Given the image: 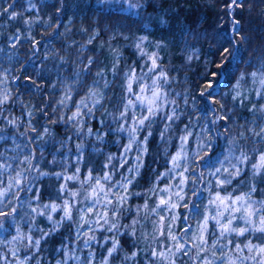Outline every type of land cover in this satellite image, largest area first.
<instances>
[{
	"label": "snow or ice",
	"instance_id": "1",
	"mask_svg": "<svg viewBox=\"0 0 264 264\" xmlns=\"http://www.w3.org/2000/svg\"><path fill=\"white\" fill-rule=\"evenodd\" d=\"M7 3V0H3ZM62 2V0H61ZM150 0H126L127 11H135V15L139 18L143 28L148 27L145 17L141 15V11ZM264 4V0H260ZM31 9H35L36 5L28 0ZM244 0H229L226 6V11L231 18L230 31L233 34V39L227 43L231 47H224L223 43L217 42L213 56L221 57L220 63L215 60L207 62L206 70L202 73V77L207 81L203 89L199 92L200 97L207 102V110L203 113V118L206 123L200 127L199 132L191 129L189 124H185L181 130L183 134H175L173 124L180 120L181 113L178 111L179 105L175 100L169 99V93L165 91V85L169 84V76L159 64L160 56L158 52H148L145 50V42L148 36H140L136 38L135 48L140 57L147 58L145 65L140 69V74L137 75L135 68H129L125 73L124 79L126 83L122 86L126 92V97L122 102V110L118 116H113V121H122L120 126L114 131L126 133L127 143L121 145L122 151L117 156L116 154H105V161L101 163L99 171L88 161L83 149L85 144L79 143L75 145L76 156L74 160L69 161L66 157L57 160L55 156L51 161H47L51 165H59L62 169L71 168L70 175L64 171H42L39 168L38 159L44 158L43 145L48 143L45 137L54 139L52 129L48 125H43L40 130L32 123V112H28V123L25 131H19L21 127V118H9L3 115L6 110L4 106L9 102H15V97L7 90L9 75L14 69L0 66V119L6 121L8 125L17 129V132L12 134L11 139L15 140L17 135L25 137L27 144L23 147H32L36 145L40 148L39 158L34 154L35 149L27 155L22 153L19 155H9L6 150H0V228H3L5 222L12 220V226L15 227L16 234L11 237V240L0 239V245H12L17 242L26 241V247H35L39 250L41 241L52 233L58 232L60 229L67 226L74 231V239L82 241L85 248H91L93 242H98L96 236L97 230L114 232L121 227L131 228V235H135V226L139 224V219H133L131 224L121 225L119 218L126 212H133V207L128 205L130 197L135 196L144 200V203L135 206V213L139 215L143 212L144 219H149L155 215L156 220L153 221L152 238L161 245V250L153 249L150 253L153 260L150 264H155L159 261L160 264H177L180 257H187L188 260L184 264H245L246 261H251L253 264H264V200L252 199V193L257 191L255 181L258 177L261 182H264V152L259 155V162L250 164L251 177L248 182V191L239 195L227 192V189L237 182L239 185H244L246 181L240 179L245 174L243 165L250 160L248 154L239 151L236 137L228 138L231 129L225 122L231 119L230 115H219V112L230 113L231 109L225 107L220 100L217 99L219 91L216 89V84L221 79L222 75L227 71L228 67L236 60H242L240 55V45L247 37L241 35V21L235 18L234 13L237 9L243 7ZM13 4H8L7 7H0V16L7 15L9 19L16 20L19 13L11 11L14 8ZM55 7V5H53ZM252 6L249 5L251 11ZM59 13L60 8H56ZM264 12V8L261 9ZM150 20L151 17H148ZM46 23L45 21H40ZM25 25L30 26L33 21L25 20ZM160 23L165 21L160 20ZM51 26V25H49ZM61 25L57 21V28ZM87 32V29L83 30ZM55 34V33H54ZM99 35V30L95 31L93 37L88 43ZM239 37V39H235ZM114 38V37H113ZM127 39V37H124ZM12 39V37H10ZM15 43L12 47L21 41L19 30L14 35ZM29 40V35L23 37ZM39 41L33 44V48H37ZM163 42H157L155 47H164ZM115 51V50H114ZM120 54L117 53L119 58ZM193 59L192 56L188 57ZM62 64L66 63L64 58H60ZM82 62V61H81ZM251 66V58L248 61ZM93 64V58H88V63L84 67V71L90 72V66ZM208 66H212L209 68ZM23 67V66H22ZM115 65L113 71L115 72ZM79 79V72L73 73ZM101 76L102 73H96ZM211 77V79H209ZM13 79H17L13 77ZM251 79L253 83H259L261 88L256 91L258 97L264 98V62L257 66V70L250 73H242L237 79L232 91L231 100L234 103L243 104L244 93L240 89L241 81ZM149 80V83H145ZM93 83H98L94 81ZM139 88L138 92L133 89V84ZM107 83L105 87H107ZM57 86L53 85L55 89ZM67 91L61 97L57 104L61 108H67L69 102L72 103L75 111L71 115H61L58 119L52 120L51 116L48 119L52 124H65L72 127L77 137L95 136V139L104 143L107 133L101 134L99 129L92 127H84L85 118H92L94 111L101 106L103 95L100 98H94L97 93L89 90L84 97L79 101L73 100L72 88L66 86ZM180 95V94H177ZM225 93V96H228ZM135 97L134 99L132 97ZM185 105L189 104L187 94L181 96ZM193 105H195L196 97H191ZM91 105V106H89ZM140 105L142 111L139 116L135 115L131 110ZM219 105V108L216 107ZM70 110V109H69ZM256 105L252 106V111H256ZM264 112V106L259 109ZM57 109H53L55 114ZM41 114L48 115L45 109H40ZM157 118L163 122V127L159 132V140L162 147L158 155H162L165 159V170L157 172L153 177L150 186L143 192H133L131 188L136 186L138 177L141 175V169L145 166L144 157L148 153L149 137L153 135L152 127ZM264 118V117H262ZM199 119V118H198ZM99 123L103 124L101 120ZM211 124V127L208 124ZM223 125L224 131L220 132L219 127ZM110 131H113L111 125H107ZM4 129L0 128V133ZM174 133L175 140L178 144H173V137L168 133ZM144 133L143 136L140 134ZM256 136L264 139V127L259 133H254ZM240 137L244 136L241 132ZM220 136H224L227 143V155L223 159H216V162L205 171H200L196 166L197 157L202 165L206 159H210L213 154V144ZM8 139L4 135H0V140ZM71 140L72 137H67ZM43 141V143H41ZM196 143L195 155L189 156V147L191 143ZM61 147H64V141H59ZM21 144H15L16 149H20ZM170 147H175V152H169ZM204 156H199V151L205 150ZM101 149L92 147L93 153H99ZM135 152V163H131L128 154ZM23 155V159L20 158ZM15 161V163H13ZM235 161V163H233ZM227 162V167L225 163ZM216 164L220 166L217 167ZM33 173H35L33 175ZM31 177V178H30ZM40 177H55L59 183L58 187H53L56 196L55 201L37 204V207H31V201H39L40 187L36 181ZM118 177V178H117ZM174 181L175 183H165L166 181ZM198 183L207 184L209 187L204 190L209 193L207 204H197L195 199L199 195L200 189L192 187L191 197H188L185 191L186 187L194 186ZM164 186L161 187L160 185ZM35 185V186H33ZM71 185V186H70ZM218 190V191H214ZM32 193L31 197L21 199V193ZM221 193H225L222 195ZM145 197L147 199H145ZM153 201L150 205L148 201ZM82 201H90L87 206H81ZM28 204L30 212L21 217L24 220L28 217V233H24L20 225L16 222L15 216L19 212V206ZM203 207V211L200 208ZM183 208L191 213L195 209V213L191 216L184 215L178 212L177 209ZM167 215H161V213ZM53 214H56L55 216ZM36 216H43L49 222L50 228L45 231L38 225L34 224ZM199 219H196V217ZM190 219H196L195 225L187 223ZM183 221L187 226L177 230V223ZM92 225H95L93 227ZM87 229L82 231V229ZM195 229V230H193ZM33 230L40 233L39 238L32 235ZM249 235H254L259 243H253L247 239ZM245 238L246 243H238L235 238ZM105 244L111 242V247L107 248V256L111 257L119 250L120 241L114 237H103ZM66 247L62 245V248ZM63 257L57 260L56 264H68L69 260H81L80 256L75 254V249H69L65 254L61 249H57ZM19 248H11L10 254L15 259L16 264H27V261L34 257L25 255L22 259L18 256ZM247 252L248 255H244ZM137 255L133 252L130 257L125 259H133ZM6 260V257H0ZM94 253L90 254L84 264H93ZM100 264H108V259H103Z\"/></svg>",
	"mask_w": 264,
	"mask_h": 264
},
{
	"label": "trees",
	"instance_id": "2",
	"mask_svg": "<svg viewBox=\"0 0 264 264\" xmlns=\"http://www.w3.org/2000/svg\"><path fill=\"white\" fill-rule=\"evenodd\" d=\"M20 1L21 0H7V3H4L3 0H0V7H7L8 4L14 3L15 6L11 10L18 11L22 8L21 5L19 6ZM228 3L229 0H150V2L140 10L141 15L145 17L148 23V27L145 29L142 27L139 18L135 15L136 10L127 11L119 5H113L114 3L111 0H65L62 2L61 0H45L42 5L44 7L43 21L46 23H41L38 28H36L38 25L35 27L33 38L29 40L23 39V41L21 39L18 43L19 49L17 46V48L12 47L13 43H11L10 39L14 29L18 27H15V24L11 22L2 25V21L5 20L6 17L0 16V59L1 56L11 55L12 58H9L10 56L7 57L9 58L8 62L12 64V69H14V71H12L13 77H18L16 82H14V80L11 81V95L16 98V101L22 96L21 100L23 104L20 103V105L25 104L30 107L32 106L33 116L31 120L38 130H40L43 125H49L52 126L54 132L55 138L52 140L53 143L48 140V143L43 145L44 158L36 161L39 164L40 170L55 172L62 169L59 165L47 163V161L53 159V156H55L57 160L63 158L59 150L58 155H56V151L52 148L51 144L54 146L59 145V141H65L67 134L73 132L72 127L62 123L52 124L48 119L49 116H51L52 120L59 118L60 113L57 101H59L64 89V79L68 76L71 77L75 70L80 73L79 79L75 80L76 86L73 95V100L78 101L90 89L92 83L97 78L96 73H98L99 70L105 67L108 72H113V70H111L113 65L116 66L115 68L118 66L121 68L124 65L129 66L131 61H139V54L135 48V43L136 38L140 36H148V40L151 41V44L147 41L145 44L148 45L150 49H153L157 42L164 43L165 46L158 51L160 52V62L161 64H166L172 75H177V81L171 82L172 88L169 87L168 91L178 103L179 108L185 113L184 124L191 122L195 115L204 119L203 113L207 110V102L200 97L199 92L203 89L207 81L201 74L205 72L208 61L215 60L216 63H220L221 57L213 56L217 42L223 43L224 47H231L227 41L233 39V34L230 31L231 18L226 11ZM53 5H55V7H53ZM249 5L252 6L251 11L249 10ZM56 8H60L61 11L58 13ZM262 8H264V4H262L260 0H244L243 7L237 9L234 13L235 18L241 21V35L247 37L240 45L242 60L234 61L216 84V89L219 91L217 99L220 100L226 108H234L230 113L221 112L220 114H228L231 117L230 120L225 122L231 129L228 138L236 137L238 139L239 143L237 146L239 152L244 150L250 151V158L252 160L249 163L251 164L257 159L259 153L264 152V139L249 133L247 126H244L246 130L244 136L240 137V129L235 128L233 124L234 122L247 123L246 121L248 120L245 119L249 118H244L248 116L244 113L250 114L251 111H248V107H251L253 104L256 105L257 109H260L264 103L263 98L258 96L255 97L256 91L258 90L256 87L257 83H253L251 79L244 80L247 84L244 87L245 90L242 91L246 97L243 104L238 102L231 103V95H233L232 89L240 75L242 73L246 74L257 70L258 64L264 62V12L261 11ZM49 12L50 17L48 18L46 15H48ZM24 13L26 14V12ZM27 14H29V12ZM24 17L25 16L20 14L17 18L18 22L22 23L21 20ZM148 17H151V19L149 20ZM160 20L165 21V23H160ZM57 21H59L61 25L59 29L57 28ZM68 21H70V23ZM66 22L72 25L70 32L65 31L63 28L65 24H68ZM17 26H19V24H17ZM95 28L100 29L101 33L98 37L101 36L105 39L111 32H115L116 35L112 38V41H108L109 43H100L97 37L93 44L90 43L86 46L84 43ZM84 29H87V32H84ZM124 37H127V39ZM34 39L40 42L37 47L38 50L33 48ZM235 39L238 40L239 37H235ZM9 43V52L12 54H9V52L3 54L1 46H6ZM5 48L6 47H4V49ZM117 53L120 54L119 58L117 57ZM91 56H94V58L93 64L90 66V72L84 71L83 69L88 63V58ZM189 56H192L193 59L189 60ZM61 57L64 58L66 63L62 64L60 60ZM250 58L251 66L248 63ZM208 67L211 68L212 66ZM209 79H211V77H209ZM53 85L57 87L54 89ZM225 93L229 95L225 96ZM185 94H187V98L189 99L188 105H185L183 99H181V96ZM192 96L196 97L195 105L192 103ZM11 103L12 102H9L7 105L9 106ZM103 107L99 108L100 113L103 112L101 111ZM216 107L219 108V105H216ZM54 108L57 109L55 114H53ZM72 108L73 105L69 108L70 112L73 110ZM40 109H45L48 115L41 114ZM6 111L7 109L4 113ZM242 112L244 113L242 114ZM263 113L264 112L260 110L258 114L255 112V114L258 115L257 121H263ZM4 116L11 118L7 115ZM22 125L23 127L19 131L26 130L27 125ZM209 125L211 124L209 123ZM7 126L11 125H8L3 119H0V128L4 129L3 133H0V135H4ZM158 129L161 130V127ZM221 130L222 132L224 131L223 125H221ZM13 131L17 132V129L14 128L12 130L8 128V139L0 141V150H6L9 155H19L21 153L27 155L29 152H32L34 148V154L39 158L40 148L38 146L23 147V145L28 143L25 137L17 135L16 139L18 138V144H21L22 147L19 150L13 148V139H11V132ZM157 136H159L158 130L155 131V134L151 136L148 142L149 151L145 156V166L141 169V175L138 177L136 186L131 188L133 192H143L150 186L156 173L165 169V159L162 155H158L162 144L161 141H157ZM170 136L173 137L172 132ZM218 141L216 146L213 144L214 151L211 158L206 159L202 164L205 175H207L206 169L210 168L213 161H215L213 155L216 153L221 154V148L225 145L226 139L224 136H221L218 138ZM109 142L110 141H108V143ZM41 143H43V141ZM173 144H177L175 138H173ZM101 147L102 150L99 153L91 154V152H86V154H84L87 160H90L97 154L95 167L98 171L103 157L108 153L106 144H103ZM174 148L175 147H170L169 152L173 151ZM23 155H20L21 159H23ZM204 155L205 154L199 156ZM69 158V161L74 160L73 158L71 159V157ZM13 163H15V161ZM249 166L250 164L246 163L245 174L240 178L244 179L246 183L244 185H239V188L234 194H239L240 192L244 193L249 190L248 182L251 177V168H249ZM62 170L66 173L70 172L68 168ZM34 174L35 173H33V175ZM252 182L255 183L257 188L253 196L264 199V182H261L259 177ZM59 183H63V181H57L55 177H40L39 180L36 181V184L40 187L41 199L39 201L32 200L31 207L37 206V204L42 205L50 201L58 203L59 201L56 200L53 187H58ZM20 195L21 199H27L31 197L32 193L25 192ZM145 199L147 198L145 197ZM148 202L150 205L153 204L151 200ZM142 203H144V200L139 197H130L128 205L133 207V212H126L119 218V223L121 225H130L131 218L133 217V219H139V224L142 227L147 226L146 224H150L151 218L156 217L155 215L151 216L149 219H144L143 212L139 215L135 213V206ZM198 203H201L200 205L202 206L205 204L203 201ZM87 204L86 201H82L81 206H87ZM17 206L19 211H26L25 209L28 208L30 212L28 204ZM35 219L37 221L34 222V224L38 225L40 228L45 231L50 228V224L45 217L36 216ZM142 219L145 220V224L141 221ZM24 230L29 231V227L26 226V223H24ZM34 231L35 230H33V234ZM131 231V228L123 227L118 231H114L117 235L116 239L120 241V245L119 250L110 257V264H135V262L136 264H150L153 260L150 255L153 248L151 241L153 240L143 238L139 234L142 230L138 227V224L135 226V235H131ZM37 236L38 235H36V237ZM251 236L256 240L254 235H249L247 239ZM74 241H76L75 243L78 245L77 240L74 239L73 229L69 228L66 223L64 228L60 229L58 232L52 233V235L42 240L39 250L35 248L31 251V248L25 247L26 241L17 242L15 247L19 248L21 251V256L19 257L23 258L24 254L34 257L27 261V264H56L57 260L63 258L57 249L64 251V248L70 247L71 243ZM155 243H157L156 249L161 250V245L158 242ZM62 245L66 247L62 248ZM104 248L105 246H102L100 249ZM133 252L137 253L135 258L125 259L126 256L130 257ZM76 255L78 256V254ZM100 255H102V252L97 250V256ZM81 256L86 257L87 255L83 251ZM184 259V257L179 258V262L182 263ZM155 264H160V262L156 261Z\"/></svg>",
	"mask_w": 264,
	"mask_h": 264
},
{
	"label": "rangeland",
	"instance_id": "3",
	"mask_svg": "<svg viewBox=\"0 0 264 264\" xmlns=\"http://www.w3.org/2000/svg\"><path fill=\"white\" fill-rule=\"evenodd\" d=\"M62 1H65V0H62ZM111 1L114 3L113 5L116 4V5H119L121 8L127 9L126 0H111ZM31 2L36 5V8L35 9H31L30 8L29 3H28V0H21L19 2V6L21 5V7H22L21 10L15 11V12L21 14L22 16H25L21 20L22 23H19L17 19L16 20L9 19L7 15L4 16V17H6V19L2 21V25H6V23H10L11 22V23H14L15 24V27H18V28H15L14 29L13 34L10 36V37H12L11 43H15L16 42L15 39H14V35L17 32V30H19V33L21 35L22 41H23V37L25 35H29L30 38H33L34 37L33 32H34L35 27L37 25L38 26L36 28L40 27V24H41L40 21H43L44 20V17H43V11H44L43 8L44 7H43L42 4H43V2H45V0H31ZM23 11L26 12V14ZM28 12H29V14H27ZM46 16L49 18L50 17V12ZM25 20H31V21H33V23L30 26H27V25H25L23 23ZM70 21H68V22L70 23ZM68 22H66V23H68ZM69 23L68 24H65L63 26V28L67 32H70L71 31V26L72 25H69ZM17 24H19V26H17ZM97 30H99V34L101 33L99 28H95V30L91 34H89V36L87 37V40L84 43L86 46L89 44L88 43L89 39H91L93 37L94 32L97 31ZM115 35H116L115 32H111L109 36L105 37V39L102 38L101 36L100 37L97 36L99 38L97 40L100 41V43H103V44L104 43H109L110 41H112V38L115 37ZM95 39L92 40V44L95 42L94 41ZM35 40L36 39H34V44L36 42ZM46 44H44V45H46ZM8 46H10V43L7 44L6 46H1L2 47V53L3 54H7L9 52V49L10 48ZM16 46L18 47V43L16 44ZM4 47H6L5 48L6 49V53H5ZM144 47H145V50L148 51V52H150V53L151 52H158L159 49H160V48H156L155 46L153 47V49H150L148 47V45H146V44L144 45ZM18 49H19V47H18ZM36 50H38V48H36ZM158 53H160V52H158ZM9 54H12V53L9 52ZM8 56H10L9 58H12L11 55H8ZM8 56H1L0 66L5 67V68L12 69V64L10 62H8V60H9V58H7ZM91 58H94V56H91ZM138 58H139V61H137V60L131 61L130 64H129V66L128 65H124L121 68L118 66L117 68H115V72L114 71L113 72L112 71L111 72H108V70L105 69V67L102 70H99V72L102 73V75L101 76H96L97 78L95 79V81H97L98 83H92V85H91V87L89 89V90H92L93 92L97 93V96L94 97V98H100V94H102L103 95V99L101 101V106L98 107L94 111L93 117L92 118H85V120H84V127L85 128L92 127L94 129H99L101 134L107 133V136L105 137L104 143L98 142L95 139V136L77 137V135H76V133H75V131L73 129V132L72 133H68L67 134V136L65 138L66 143L64 141V147H61V144H59L57 146H54L53 144H51L52 145V148L56 151L55 152L56 155H58V150H59L61 152V154L63 155V157L65 156L68 160L70 159L69 157H71V159L72 158L75 159V156H76L75 145L76 144H79V143L85 144V148L83 149L84 154H86V152L87 153L91 152V154H92L93 153L92 152V147L93 146H95L96 148L102 150V147L101 146L103 144H106V146L108 148L107 149V152H108L107 154L111 153V154H116L117 156L120 154V152L122 151L121 145L127 143L126 133L114 131L116 128H118L120 126V123H122V121H113L112 117L119 115L120 110H122V102H123V100L125 99V97L127 95L126 92L123 90V87H122L126 83V81L124 79L125 73L129 71V68H135L136 71H137V75H139L140 74V69L142 67H144V65H145V60L147 58L145 57V58L142 59L140 57V55H139ZM159 64L161 65V67L163 68V70L167 72V74L169 76V84L164 86L165 87V91H167L169 93V99L170 100H175L171 96L170 92L168 91V88L169 87L172 88V84H171L172 81H174V82L177 81V75L176 74H173L172 75L170 73L169 68L166 66V64H161L160 60H159ZM111 70H113V68ZM74 73H76V70H75ZM16 78H18V77H16ZM13 80H14L13 79V74L11 72V74L9 75V78H8V83L6 85L7 90L11 94H12L11 81H13ZM16 80L17 79H15L14 82H16ZM75 80H77V78L73 74L71 75V77L68 76L66 79H64L65 85H64V89H63V92L61 94V97L65 94V91H67V87L66 86H70L72 88V93L71 94H72V97H73L74 91H75L74 88L76 86V81ZM115 81H118V82H115ZM149 82H150L149 80H145V83H149ZM106 83L108 85L107 87H105V84ZM246 84H247L246 81H244V82L241 81V84H240L241 91L245 90L244 87H245ZM256 87H257V89H260L261 88V85L257 82ZM133 89H134L135 92H138L139 91V88L137 87V85L135 83L133 84ZM233 95H234V92H233ZM84 96H85V94L82 97H84ZM61 97H60V99H61ZM255 97H257L256 94H255ZM132 98L134 99L135 97L133 96ZM18 99H19L18 101L15 100V102H12L11 105L8 106L6 104L4 106V108L7 109V111L5 113H3V115L10 116L11 118H17V117L21 118L22 122H21V127L19 128V130H20L23 127L22 124L27 125L28 119H29L28 116H27V113L28 112H32L33 113V109H32V106L30 107V106L25 105V104L24 105H20V103H22V100H21L22 99V96L20 98H18ZM253 100L255 101L254 98H253ZM263 102H264V98H263ZM231 103H233L232 100H231ZM253 105H255V104H253ZM71 106H72V103L69 102L67 108H61V107H59V113H60L59 117L61 115H64V116L71 115L72 114V111H75V108L74 107L72 108L73 110L71 112L69 111V108ZM89 106H91V105H89ZM252 106L251 107H248L249 108L248 111L249 112L251 111L252 113L250 112V114H246V113L242 112V114L244 113L245 115H248L247 117H244L242 115L244 118H249V119H245V120H248V121H246L247 123L234 122L233 126L235 128H239L240 131L243 132L244 134L246 132V130L244 129V126H247V128L249 129V133L255 135L254 133H259L260 130H261V128L264 127V119L262 118L263 121H257L258 115H256L255 112L258 114L259 109H257V107H256L257 111H252ZM262 106H264V103L262 104ZM102 107H103V109H101V111H103V112L100 113L99 112V108H102ZM230 109L233 110L234 108H230ZM131 111L134 112L135 115L139 116L140 113H141V111H142V108H141L140 105H137L136 108L132 109ZM178 111L181 113L180 120L176 121L173 124V129L175 130V134H183L181 130L183 129V127L185 125L184 124V116H185V113L183 112V110L181 108H179ZM218 114L220 115L221 112H219ZM263 116H264V113H263ZM199 117L200 116H196L195 115L193 117L192 121L188 123L191 126V129L193 131H195V132H199L200 127H202L206 123V121L204 119H201ZM236 118H238V117H236ZM101 120L104 121L103 124L99 123V121H101ZM235 120H237V119H235ZM109 124L111 125V128L113 129V131H110L109 130V128L107 126ZM208 126L211 127V125H209V124H208ZM49 127L52 129V126H49ZM160 127L161 128L163 127V122L161 121L160 118H157L156 121H155V123H154V125H153V127H152L153 134H155V131L156 130H158L160 132V129H158ZM218 127H219V131L222 132L221 125L218 126ZM8 128L9 129H12V130L14 129V127H12V126H7V128H6L5 132H4V136L5 137H7V133H8L7 130H8ZM52 131H53V129H52ZM13 133H14V131L11 132V134H13ZM170 133H168L169 136H170ZM53 134H54V132H53ZM172 134H173V138H175L174 133H172ZM140 135L143 136L144 133H141ZM262 135H264V134H262ZM67 137H72V139L69 140V139H67ZM150 138L151 137H149V140H150ZM218 138L214 142V145L215 146L217 145V142H219L218 141ZM45 139L46 140H49V141H51L53 143V141H52L53 139H50L47 136L45 137ZM108 141H110V142L108 143ZM157 141L160 142L159 136H157ZM12 143H13V148L15 150H17L15 148V144H18V138L16 139V137H15V140H13ZM178 143H179V141H177V144ZM226 143H227V141H225V145H223L222 148H221V154L216 153L215 155H213V158L215 157V159H214L215 161H213V163L216 162V159L217 158L223 159V157L228 154L227 153L228 143L227 144ZM238 143H239V141L237 139V144ZM263 143H264V140H263ZM112 144H114V145H112ZM195 149H196V143L193 142V143H191V145H190V147L188 149L189 156L190 157L193 156V155H195ZM175 150L176 149L174 148V150L171 151V153H174ZM205 151H207V149L199 151V155L205 154ZM244 152H246L248 154V156L250 157V151L249 150H244ZM135 155H136L135 152H131V153L128 154V158L131 161V163H135V160H134V156ZM236 155L237 156L239 155V151L236 152ZM259 155H260V153H259ZM259 155H258L257 159H255L253 161L254 163H258L259 162ZM96 158H97V154H95L88 161H90V163L92 165L96 166ZM144 160H145V157H144ZM251 160L252 159L250 158V160L248 162H246V163L251 164V163H249ZM104 161H105V156L103 157L102 162H104ZM233 163H235V161H233ZM246 163L243 165L244 169L246 168ZM196 166H198V168H199L200 171H203L202 165L199 163V157L197 158ZM216 166L219 167L220 165L219 164H216ZM227 166L228 165H227V162H226L225 163V167H227ZM249 168H250V166H249ZM68 170L70 171L69 173H66L65 171L64 172H65V174L70 175L72 173V169L71 168H68ZM164 170L165 169H163L162 171H164ZM60 171H63V170L61 169ZM165 183H175V182L169 180V181H166ZM163 186L164 185L161 184V187H163ZM192 187H196V188H199L201 190L200 193H199V195L196 196V197H194V198H192V199H195V201H196L197 204H201V203H198V202H202V201L205 204H207V200L209 198V193L207 191H205L204 189L207 188V187H209V186L207 184L198 183V184H196L194 186L186 187L185 191L187 192L188 197H191V189H192ZM238 188L239 187H238L237 182H234L233 185L230 186L227 189V192L233 193L234 192V189L237 190ZM214 191H218V190H214ZM221 194L224 195L225 193H221ZM239 194H242V193L240 192ZM239 194H235V195H239ZM252 199H254V200H264V199H262L260 197L253 196V193H252ZM86 202L88 204L91 203L90 201H86ZM34 207H37V206H33V208ZM25 210L26 211H24V210L19 211L18 214L15 216V220L20 225L22 231L24 233H28V230H24V223H26V226H28V219H30L31 217H28V218H26L24 220H21V217H23L27 213H29L28 208L25 209ZM203 210H204L203 207H201L200 208V211H203ZM177 211L178 212H181L184 215L191 216V215H193L195 213L196 210L193 209L192 212L189 213L185 209L179 208V209H177ZM53 215H55V214H53ZM143 215H145V214H143ZM161 215H167V214L162 212ZM156 219H157V217H152L151 218V223L150 224H146L147 226H145V227H142L140 224H138V227L141 228V230H142L141 233H139V234L143 238L153 240L152 233H150V232H153V221L156 220ZM196 219H199V217L197 216ZM196 219H190L187 223H190V224L195 225ZM132 220H133V217L131 218V221ZM36 221L37 220L35 219L33 221V223L36 222ZM141 221L145 224V220L144 219H142ZM92 226L95 227V225H92ZM186 226L187 225L185 223H183V221H180V222L177 223V226L176 227H177V230H179V227L181 228V227H186ZM86 230H87L86 228L85 229H82V231H86ZM137 230H138V228H137ZM193 230H195V229H193ZM15 234H16L15 227L12 226V220L9 219L8 221L5 222L4 227L3 228H0V239L11 240V237L13 235H15ZM32 234H33V232H32ZM95 234H96V236L98 238V242H93L91 248H85L84 245H83V243H82V241H77L78 242V245L75 243L76 241H74L73 243H71L70 247L64 248V251L63 252L65 254H67V252H68L69 249H75V254H78V256L81 257V260H79V261H77V260H69L68 261V264H84V260L90 254H93V253H94V261H93V264H100V262L103 259H105V258L108 259V264H110V257L107 256L106 249L111 247V242L105 244V242L103 240V237H114V238H116L117 235L115 234V232H107V231H102V230H97ZM33 235L34 236L38 235L37 237L39 238L40 233L37 232V231H34V234ZM235 239L237 240L238 243H242L243 244V243H246L247 242V240L245 238H242V237L241 238H235ZM249 239L252 240L253 243H259L258 240H254L253 239V236H251ZM151 242L153 244L152 250L153 249H156V245H157V243H155L156 241L153 240ZM15 245H16V243L15 244H12V245H8V246L0 245V257H6L7 258L6 260L0 259V264H16L15 259L10 254V249L11 248H16ZM102 246H105V248L104 249H100ZM34 249H35V247H32L31 248V251L34 250ZM96 249L99 250L100 252H102V255L97 256V250ZM156 250H158V249H156ZM83 251L86 253V255H87L86 257H82L81 256L83 254ZM20 254H21V251L19 250L18 256H21ZM244 255H248V253L245 252ZM24 256H25V254H24ZM20 258L22 259V257H20ZM184 258L185 259H184V261L182 263L179 262V259H178L177 264H184V262L186 260H188L187 257H184ZM135 264H136V262H135ZM190 264H191V262H190ZM245 264H253V262L246 261Z\"/></svg>",
	"mask_w": 264,
	"mask_h": 264
}]
</instances>
